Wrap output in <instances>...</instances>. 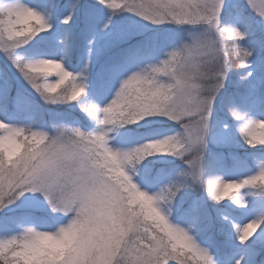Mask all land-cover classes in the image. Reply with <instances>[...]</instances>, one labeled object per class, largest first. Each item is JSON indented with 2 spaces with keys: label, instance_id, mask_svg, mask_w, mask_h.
<instances>
[{
  "label": "snow or ice",
  "instance_id": "6c2138e0",
  "mask_svg": "<svg viewBox=\"0 0 264 264\" xmlns=\"http://www.w3.org/2000/svg\"><path fill=\"white\" fill-rule=\"evenodd\" d=\"M0 62V264H264V0H0Z\"/></svg>",
  "mask_w": 264,
  "mask_h": 264
},
{
  "label": "rangeland",
  "instance_id": "374dc122",
  "mask_svg": "<svg viewBox=\"0 0 264 264\" xmlns=\"http://www.w3.org/2000/svg\"><path fill=\"white\" fill-rule=\"evenodd\" d=\"M170 30H174V29H171V27H170ZM10 74H11V72H10ZM221 172L225 176L226 179L229 177V175H243L244 174L243 172H239V171H235V172L230 173L227 168L221 169ZM250 218H252V217L250 216Z\"/></svg>",
  "mask_w": 264,
  "mask_h": 264
},
{
  "label": "trees",
  "instance_id": "16d2710c",
  "mask_svg": "<svg viewBox=\"0 0 264 264\" xmlns=\"http://www.w3.org/2000/svg\"><path fill=\"white\" fill-rule=\"evenodd\" d=\"M0 67H1V68L3 67V64H2V62H0Z\"/></svg>",
  "mask_w": 264,
  "mask_h": 264
}]
</instances>
